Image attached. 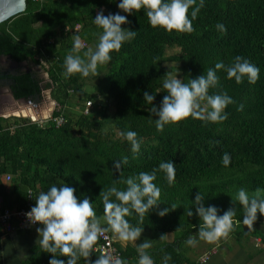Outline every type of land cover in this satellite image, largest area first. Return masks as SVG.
Wrapping results in <instances>:
<instances>
[{
  "label": "trees",
  "instance_id": "1",
  "mask_svg": "<svg viewBox=\"0 0 264 264\" xmlns=\"http://www.w3.org/2000/svg\"><path fill=\"white\" fill-rule=\"evenodd\" d=\"M119 2L27 0L23 13L0 24V57L42 66L56 101L52 117L64 118L61 125L53 119L45 125L23 116H0V203L17 211L34 205V198L53 184L67 183L76 189L78 200L89 199L97 216L103 217L102 189L116 182L123 190L126 185L120 181L171 161L176 166L174 183L170 186L162 172H157L154 181L161 190L158 209L145 213L142 219L135 213L126 219L146 232L174 234L171 243L164 241L147 250L154 264H163L165 255L171 257L168 264H195L188 255L192 246L185 242L189 236L201 240L198 232L203 222L192 204L198 192L204 196L205 206L217 207L220 215L235 209L233 228L220 239L255 235L243 228V208L233 201L241 188L250 196L257 188L264 190V0H204L190 33L153 28L143 10L122 13ZM198 6L196 0L193 7ZM101 10L105 15L119 12L127 16L129 23L122 27L137 31L135 37L110 53L109 62L98 65L97 76L73 74L65 78V57L76 35L86 43L81 56L90 46L95 50L102 30L93 19ZM217 24L226 30L219 31ZM76 25L81 26L77 33L66 29ZM174 48L178 52L168 55ZM236 56L247 59L260 72L255 83L245 78L237 84L223 69L217 71L218 83L208 94L227 93L232 98L233 103L224 110L226 120L212 123L190 116L157 131L155 117L150 118L152 105L144 102L143 94L154 95L153 104L160 105L167 95L163 80L173 76L166 63L177 64V78L188 83L206 75L217 62L230 65ZM6 77L12 80L17 100L42 92L40 78L31 71L8 75L0 68V79ZM92 99L95 105L85 114L86 101ZM128 130L143 141L135 158L130 144L120 136ZM225 154L230 157L227 166ZM125 157L127 163L117 172L112 161ZM8 174L11 181L6 179ZM260 195L264 198V191ZM165 208L169 212L159 216L158 211ZM190 208L192 217L187 215ZM263 217L258 214L256 221ZM4 234L0 230V237ZM119 249L126 263L138 264L134 247ZM98 256L92 250L89 260L94 262ZM50 258L36 248L23 264H48ZM78 264L86 262L81 259Z\"/></svg>",
  "mask_w": 264,
  "mask_h": 264
},
{
  "label": "clouds",
  "instance_id": "2",
  "mask_svg": "<svg viewBox=\"0 0 264 264\" xmlns=\"http://www.w3.org/2000/svg\"><path fill=\"white\" fill-rule=\"evenodd\" d=\"M196 0H120L117 7L129 15L143 10L153 27L163 28L166 31L190 33L193 31L192 20L204 6V0H199V6L193 7ZM193 10L190 13L189 9ZM93 23L102 30L98 36L95 50L88 49L80 55L84 45L79 35L73 41L71 52L65 57L64 77L73 74L81 77L97 76L98 65L111 60L113 51H119L122 45L133 39L137 31L123 28L129 23L127 16L117 13L105 15L101 10L93 19ZM219 31H225L223 24H217ZM223 69L228 79H233L237 84L245 78L248 82L255 83L259 78L260 69L247 59L236 56L230 65L217 62L214 68H209L206 75L190 79L188 83L182 82L176 76H168L163 80V89L167 95L157 107L153 104L155 96L145 91L144 102L152 105L150 118H154L157 131H163L165 126L175 124L185 118L193 117L206 122H220L228 118L224 111L233 103L227 93L209 95L210 87L218 83L217 71ZM203 103V107L201 106ZM131 146L133 157L140 152L142 139L138 138L135 131L128 130L120 133ZM112 167L120 172L122 165L127 163V158L113 160ZM230 162L228 154L223 156V163L227 166ZM157 172H162L167 183L171 186L175 181L176 166L171 162H161L158 168L151 172H140L120 181L126 185L121 190L113 186L107 190L102 189L99 197L104 206L103 217H98L89 199H79L75 195L76 189L67 183L60 186L53 184L47 191H41L35 198V204L25 215L30 225L36 227L37 240L44 253L50 254L48 264H78L84 259L86 264H123V261L111 253L102 254L91 262L89 257L97 240L105 233L111 232L114 238L122 242L138 241L144 231L142 227L132 226L126 217L135 213L141 219L145 213L158 209L160 188L154 183ZM264 191L257 188L256 193L250 196L244 188L237 191L235 201L244 211L243 224L252 227L258 214L264 216V198L260 193ZM114 198V199H113ZM233 200V199H232ZM195 206V215L203 222V227L198 232V238L207 242H214L222 236H227L233 228L235 209H228L222 215L215 206H205L204 196L198 192L192 202ZM177 207L172 206V210ZM169 212L168 208L158 211L163 217ZM188 217L194 215L192 208L187 211ZM106 225V226H105ZM163 238V236H161ZM189 246L197 243V236H189L185 242ZM151 243L145 239L136 244L138 264H154L151 254L147 251ZM66 257L67 259H61ZM171 257L165 255L163 264H168Z\"/></svg>",
  "mask_w": 264,
  "mask_h": 264
},
{
  "label": "crops",
  "instance_id": "3",
  "mask_svg": "<svg viewBox=\"0 0 264 264\" xmlns=\"http://www.w3.org/2000/svg\"><path fill=\"white\" fill-rule=\"evenodd\" d=\"M32 99H29V101L33 102L34 100ZM14 100L17 101V99ZM38 226L28 229H16L11 233L2 235L0 237V264H23L31 255L33 249H41L39 244L36 243V227ZM243 228L254 232L255 235L249 239H239L235 236H230L223 238V240L219 238L214 242L200 240L189 250V257L195 264H264V217L255 221L252 227L243 225ZM145 233L146 231H143L138 241L124 242L122 246H119L120 240L117 239V246L122 248L132 246L136 249V244L142 243L145 239H148L150 242ZM174 238L173 233H167L165 239L156 245L162 244L164 241L171 243ZM156 245L152 246L149 250L155 248ZM206 253H211L209 259L201 262V257ZM136 259L130 260L135 261Z\"/></svg>",
  "mask_w": 264,
  "mask_h": 264
},
{
  "label": "rangeland",
  "instance_id": "4",
  "mask_svg": "<svg viewBox=\"0 0 264 264\" xmlns=\"http://www.w3.org/2000/svg\"><path fill=\"white\" fill-rule=\"evenodd\" d=\"M123 13V12H122ZM91 49L94 47L90 46ZM179 49H169L168 55L172 53H177ZM169 67L170 74L176 76L178 74L177 64L173 62L166 63ZM0 67L6 72H19V71H31L41 80L43 86V92L40 96H35L32 100H14L11 96L8 85L1 81L0 85V114L8 116H23L30 117L36 121L42 120L50 115V113L55 110L54 100L51 98L52 87H50L49 77L45 69L32 63L31 61H26L22 63H16L10 60L8 57H0ZM101 101V100H100ZM102 102V101H101ZM111 112V111H110ZM146 236L150 239L151 247L162 242L166 235L161 238V236L154 234L153 232H146ZM145 237V236H144ZM124 242L120 241L119 246H122ZM160 245V244H159ZM158 246V245H156Z\"/></svg>",
  "mask_w": 264,
  "mask_h": 264
},
{
  "label": "built area",
  "instance_id": "5",
  "mask_svg": "<svg viewBox=\"0 0 264 264\" xmlns=\"http://www.w3.org/2000/svg\"><path fill=\"white\" fill-rule=\"evenodd\" d=\"M33 1H41V0H33ZM67 30L73 29L74 33H77L81 30L80 25H76L74 28L67 27ZM84 47L86 46V43L81 41ZM95 102L94 100H87L86 101V107L84 109L85 114H89L91 109L94 107ZM53 119L56 121L57 125H61L64 123V118L62 116L53 118L50 117V120ZM40 124H44L42 121H36ZM6 179L8 181L12 180V175L8 174ZM34 205H30L27 208H22L17 211H12L8 208H3L2 205H0V230H2L4 233H11L16 229H28L30 227L38 226V225H30L27 218L26 213L30 211L31 207ZM93 250L100 255L111 253L114 256L120 258L123 261V264H127L124 261V258L122 256V253L120 252L119 247L117 246V238L113 237V234L111 232L105 233L104 236L99 238L96 242V244L93 247ZM215 252V251H213ZM211 253H206L203 257H201L200 261L205 262L209 259Z\"/></svg>",
  "mask_w": 264,
  "mask_h": 264
},
{
  "label": "water",
  "instance_id": "6",
  "mask_svg": "<svg viewBox=\"0 0 264 264\" xmlns=\"http://www.w3.org/2000/svg\"><path fill=\"white\" fill-rule=\"evenodd\" d=\"M26 7H27V0H0V24L15 16L20 15L21 13L25 11ZM10 85H9L10 93L13 96V98L16 99ZM37 96H40V95L37 94ZM32 98L33 97H30L29 99H32ZM55 105H56V101L54 100V107ZM53 112L54 110L50 113L49 117H46L43 120V123L45 125L50 123V117L53 116ZM2 117H9V116H2ZM27 118H29L31 121H34L33 118H30V117H27Z\"/></svg>",
  "mask_w": 264,
  "mask_h": 264
},
{
  "label": "flooded vegetation",
  "instance_id": "7",
  "mask_svg": "<svg viewBox=\"0 0 264 264\" xmlns=\"http://www.w3.org/2000/svg\"><path fill=\"white\" fill-rule=\"evenodd\" d=\"M10 59V58H9ZM10 60H12V59H10ZM13 61V60H12ZM17 63V62H16ZM1 68V67H0ZM1 70H2V72L3 73H6V74H12V75H15V74H18L19 72H23V71H19V72H6V71H3V69L1 68ZM1 81H4L7 85H8V87H9V85L11 84L12 85V80H10L9 78H2V79H0V85H1ZM42 83V82H41ZM10 85V86H11ZM42 85V84H41ZM41 89H42V92H43V86H41ZM42 92H41V94H42ZM41 94H39V95H41ZM35 96H37V95H35ZM35 96H33V98L35 97ZM51 98H52V96H51ZM24 100H29V98L28 99H24ZM53 100V99H52Z\"/></svg>",
  "mask_w": 264,
  "mask_h": 264
}]
</instances>
